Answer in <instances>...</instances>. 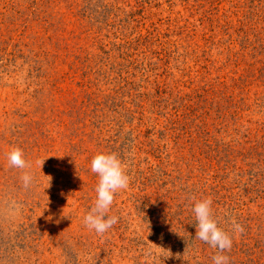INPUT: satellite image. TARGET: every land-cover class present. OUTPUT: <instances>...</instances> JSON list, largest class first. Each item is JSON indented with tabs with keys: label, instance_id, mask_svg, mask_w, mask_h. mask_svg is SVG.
I'll list each match as a JSON object with an SVG mask.
<instances>
[{
	"label": "rangeland",
	"instance_id": "rangeland-1",
	"mask_svg": "<svg viewBox=\"0 0 264 264\" xmlns=\"http://www.w3.org/2000/svg\"><path fill=\"white\" fill-rule=\"evenodd\" d=\"M98 153L130 177L103 235ZM208 197L264 264V0H0V264H213Z\"/></svg>",
	"mask_w": 264,
	"mask_h": 264
},
{
	"label": "clouds",
	"instance_id": "clouds-1",
	"mask_svg": "<svg viewBox=\"0 0 264 264\" xmlns=\"http://www.w3.org/2000/svg\"><path fill=\"white\" fill-rule=\"evenodd\" d=\"M7 159L10 167L18 169L31 167L25 159L23 150L19 147H14L8 153ZM44 161L37 160L36 163L42 168ZM90 170L98 176V184L95 188L97 197L94 206L83 217V223L87 228L94 230L99 235H103L119 220V217L109 216L108 213L116 194L120 190L128 188L130 177L127 174L126 166L114 153H98L95 155L91 160ZM21 180L23 187L27 189L33 181V176L25 171L21 176ZM192 199L195 198L193 197ZM212 204L211 197L195 202L193 208L196 218L195 238L217 250V254L212 257L213 264H230L229 256L223 253L231 250L233 235L218 226V221L214 218ZM231 224L232 233H244V227L237 223L235 219L232 220Z\"/></svg>",
	"mask_w": 264,
	"mask_h": 264
}]
</instances>
